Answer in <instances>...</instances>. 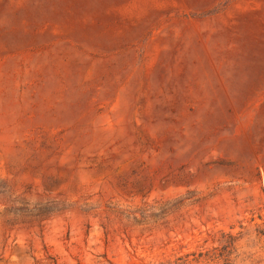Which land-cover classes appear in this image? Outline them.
Instances as JSON below:
<instances>
[{
    "label": "rangeland",
    "instance_id": "1",
    "mask_svg": "<svg viewBox=\"0 0 264 264\" xmlns=\"http://www.w3.org/2000/svg\"><path fill=\"white\" fill-rule=\"evenodd\" d=\"M0 264H264V0H0Z\"/></svg>",
    "mask_w": 264,
    "mask_h": 264
}]
</instances>
